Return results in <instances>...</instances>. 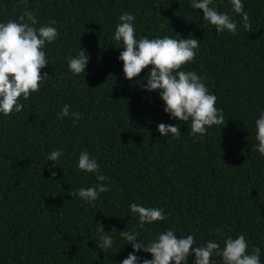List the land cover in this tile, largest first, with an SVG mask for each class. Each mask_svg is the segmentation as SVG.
<instances>
[{
    "label": "trees",
    "instance_id": "1",
    "mask_svg": "<svg viewBox=\"0 0 264 264\" xmlns=\"http://www.w3.org/2000/svg\"><path fill=\"white\" fill-rule=\"evenodd\" d=\"M243 4L247 29L230 0H213L237 22L235 33H218L190 0H0V21L27 8L39 23L55 21L59 33L44 48L51 65L41 71L49 79L20 101L19 113L0 115V264H120L132 249L119 231L135 230L147 241L169 227L193 234L196 244L244 234L249 249L261 248L264 264V156L253 147L264 109V0ZM125 11L135 16L138 36L200 40L182 69L205 77L225 124L190 135V122L169 120L158 93L144 90L151 65L124 78L122 45L112 33ZM80 47L89 57L84 76L67 68ZM64 104L81 118L59 117ZM160 122L179 124L181 135L161 136ZM56 148L63 154L50 177L45 158ZM81 150L111 184L91 205L68 194L96 183L77 168ZM133 202L162 208L166 219L141 228L129 211ZM99 224L116 229L111 249L97 247Z\"/></svg>",
    "mask_w": 264,
    "mask_h": 264
},
{
    "label": "clouds",
    "instance_id": "2",
    "mask_svg": "<svg viewBox=\"0 0 264 264\" xmlns=\"http://www.w3.org/2000/svg\"><path fill=\"white\" fill-rule=\"evenodd\" d=\"M213 0H190V6L199 10L202 18L214 26L218 33L237 31V22L229 13L218 11L212 6ZM231 9L241 17L245 29L250 28L248 13L244 11L243 0H230ZM135 16L131 12H122L115 25L112 39L122 45L117 59L122 61V73L125 79L136 77L143 68L151 67L145 73L143 85L145 91H156L163 102V112L169 120L190 122V135L199 134L202 137L208 127L225 124L223 111L215 106L216 96L208 90L205 77L194 70H183L182 66L193 61L199 50V41L193 36L178 38L169 35L138 36L134 27ZM55 21L39 23L34 11L25 8L16 19L0 21V115L7 116L12 112L19 113L30 93L36 92L42 83L49 79L48 73L42 72L50 64V58L44 50L45 45L58 38ZM88 55L80 47V51L67 58V68L73 75L83 74L88 62ZM59 117H71L75 123L81 118L79 111L69 110L64 104ZM255 140L253 146L261 156H264V109L259 112L254 121ZM156 130L167 138L179 137V124L160 122ZM63 154V149L56 148L48 152L45 160L51 161L49 176H56V167ZM77 168L84 173L95 175L96 183L88 187H80L70 191V196L78 197L86 204H93L100 193L109 191L111 184L102 183L107 177L101 173L97 159L86 150L78 155ZM129 211L138 217L139 226L145 223L166 219L162 208L143 206L130 203ZM116 229L103 231L97 240V247L102 250L111 249L114 242L112 233ZM135 230L119 231V236L131 246L130 251L120 264H188V258L193 257L191 264H261V248L252 246L244 234L235 237L227 235L222 242L216 239L205 240L196 244L193 234L177 235L171 227L158 232L150 240L138 238ZM145 252L151 259L141 258L136 252ZM219 258V259H216Z\"/></svg>",
    "mask_w": 264,
    "mask_h": 264
},
{
    "label": "bare ground",
    "instance_id": "3",
    "mask_svg": "<svg viewBox=\"0 0 264 264\" xmlns=\"http://www.w3.org/2000/svg\"><path fill=\"white\" fill-rule=\"evenodd\" d=\"M66 57V56H65ZM54 79V78H53ZM127 118V117H126ZM120 151V150H119ZM103 157V156H102Z\"/></svg>",
    "mask_w": 264,
    "mask_h": 264
}]
</instances>
